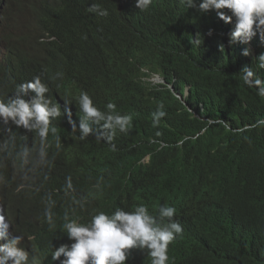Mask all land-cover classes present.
<instances>
[{"label":"trees","instance_id":"16d2710c","mask_svg":"<svg viewBox=\"0 0 264 264\" xmlns=\"http://www.w3.org/2000/svg\"><path fill=\"white\" fill-rule=\"evenodd\" d=\"M13 3H8L10 10ZM61 21L58 41L45 56L12 47L6 30L0 35V72L8 86L0 90V99L11 98L22 81L42 76L47 95L62 104L61 143L76 152V162L69 166L53 158L50 134L41 163V146L33 136L0 125V156L7 161L0 171L6 186L14 174L34 186L36 201L31 198L20 209L24 226L36 236L33 254L39 264H53L51 252L65 240L66 214L87 222L98 211L137 204L178 209L183 232L167 253L174 264H264V125L251 127L264 118V97L240 78L242 68L251 66L264 79L256 58L243 56L245 46L230 45L206 17L152 42L117 80L95 66L116 54L88 38L84 25L76 29L67 18ZM139 65L163 75L178 93H183L191 68H201V75L193 78L190 110L164 85L142 82ZM57 72L63 77L55 78ZM81 92L101 110L113 103L121 115H130L128 130L117 131L109 142L107 133L102 137V129L93 125V134L78 139ZM160 105L166 115L153 126ZM25 147L27 156L22 154ZM49 207L51 224L45 216Z\"/></svg>","mask_w":264,"mask_h":264},{"label":"clouds","instance_id":"9594fccd","mask_svg":"<svg viewBox=\"0 0 264 264\" xmlns=\"http://www.w3.org/2000/svg\"><path fill=\"white\" fill-rule=\"evenodd\" d=\"M9 1L0 0V35L6 30L12 37L9 42L12 47L45 56L51 44L58 41L59 30H63L61 20L65 17L76 29L87 27L88 38L116 54L95 65L113 79H123L130 65L138 62V56L152 42L180 28H191L195 20L206 17L227 37L230 45L243 44L242 55L251 54L256 58V68L264 69V54L258 56L259 52L264 53V0H12L11 10ZM199 43L197 37L194 45ZM138 70L142 82L164 85L190 110L188 99L194 94L193 78L201 75V68L194 66L186 80H182L183 93L176 92L173 84L160 73L141 65ZM62 77V72L56 73L55 78ZM154 78L161 82L156 83ZM240 78L246 87L264 97V79L251 66L242 68ZM44 81L47 80L35 75L16 85L14 95L7 101L0 99V125H12L33 136L41 146L38 153L41 163L46 157L43 146L50 143L48 136L51 134L55 140V144L51 143L53 158L69 166L76 162V152L61 143L57 134L63 116L62 104L58 105L47 95L49 88ZM177 81L174 79L173 83ZM7 88L0 72V90ZM77 103L81 113L78 120L80 140L94 133L93 125L102 129V137L107 133L109 142L117 131L126 132L131 125L132 117L121 115L113 103L101 110L86 92L79 94ZM162 108L160 105L153 113V126L166 115ZM261 125H264V118L251 127ZM7 130L12 131L11 128ZM76 131L77 126L73 124V132ZM1 152L4 154L6 149L2 147ZM22 154L28 155L27 147ZM149 161L148 157L146 162ZM0 164H7L3 156H0ZM67 188H72L70 180ZM32 190L31 182L16 174L7 187L0 171V264H39L38 254H33L36 236L24 226L25 216L20 209L31 198L36 201ZM11 203L16 206L10 207ZM45 216L51 224L50 207ZM63 219L65 240L53 248V264H135L139 261L174 264L168 257V246L183 232L180 213L172 205H159L152 210L146 204H137L111 212L98 211L87 222L67 214Z\"/></svg>","mask_w":264,"mask_h":264},{"label":"bare ground","instance_id":"6f19581e","mask_svg":"<svg viewBox=\"0 0 264 264\" xmlns=\"http://www.w3.org/2000/svg\"><path fill=\"white\" fill-rule=\"evenodd\" d=\"M223 46H224V45H223ZM9 62H10L9 60H5V61H4V64L7 65V66H10V63H9Z\"/></svg>","mask_w":264,"mask_h":264},{"label":"rangeland","instance_id":"374dc122","mask_svg":"<svg viewBox=\"0 0 264 264\" xmlns=\"http://www.w3.org/2000/svg\"><path fill=\"white\" fill-rule=\"evenodd\" d=\"M154 81H155L156 83H160V82H161V80H159L158 78H154Z\"/></svg>","mask_w":264,"mask_h":264}]
</instances>
